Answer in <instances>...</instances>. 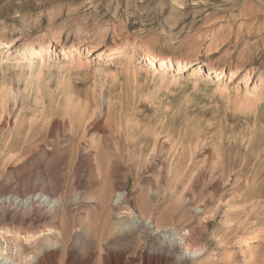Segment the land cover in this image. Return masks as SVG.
<instances>
[{"label": "rangeland", "instance_id": "rangeland-1", "mask_svg": "<svg viewBox=\"0 0 264 264\" xmlns=\"http://www.w3.org/2000/svg\"><path fill=\"white\" fill-rule=\"evenodd\" d=\"M1 97L0 185L27 182L44 138L62 199L37 235L1 209L3 246L58 242L44 264H264V0H0Z\"/></svg>", "mask_w": 264, "mask_h": 264}, {"label": "bare ground", "instance_id": "bare-ground-1", "mask_svg": "<svg viewBox=\"0 0 264 264\" xmlns=\"http://www.w3.org/2000/svg\"><path fill=\"white\" fill-rule=\"evenodd\" d=\"M151 58H149L150 63L155 65V60L157 59L154 55H149ZM29 68V69H28ZM14 73L16 74H27V77L25 78V81L28 82L29 78L32 76H36L37 84L40 83L41 76L39 73L36 74L34 70L32 69V66H18V68H13ZM41 72V71H38ZM14 77V74H13ZM49 83L52 86H59L63 82V76L60 72L52 71L51 75L49 76ZM42 79V78H41ZM42 81V80H41ZM45 82V80L43 81ZM40 85V84H38ZM11 91V88H10ZM10 94H13V91L10 92ZM108 97L106 96V100ZM6 102L7 97H1L0 98V105H1V116H0V127L4 128L6 126ZM108 102V101H107ZM95 114V113H93ZM89 120V116L85 113V111H81L79 113L73 112V116L70 118V125L71 130H80V134L84 131L83 134L87 131V121ZM31 126V125H30ZM29 132L23 134L22 138L23 140L28 142L29 138ZM38 141V140H37ZM43 143L40 144V142H34L30 144V148L32 150H36L41 146V153L39 158L32 162L31 165H29L26 169L25 175L29 173V177L27 178V182H25L23 185H21V179L14 174L15 172H11L12 174L8 176L0 185V210L2 209L5 215L4 217L9 216L7 219L11 221L10 226L13 225L14 227V220L16 222H20L22 226L28 224L29 228L38 229L39 232H34L33 235L42 234V229L46 226V220H50L51 217L55 213L59 211L62 205V199L56 198L55 196V188L49 180V176L45 175L43 172L38 170L40 167V164H42L45 160V154L52 151V148L49 147V145H46L47 140L42 139ZM98 151H96V157L95 161L96 164L98 162ZM22 154V153H21ZM45 163V162H44ZM45 168V167H44ZM36 171L35 174L34 171ZM46 170V168H45ZM49 175V174H48ZM106 199V198H105ZM111 196L109 194V197L106 201H110ZM121 199V196L118 195L116 200L114 201V205H118L119 200ZM65 198L63 197V202H65ZM1 214V213H0ZM48 222V221H47ZM48 224V223H47ZM7 227V226H6ZM48 230V229H47ZM158 231V229H156ZM14 235L13 233H10V230H1L0 231V264H44L43 261L48 259L54 260L56 258L58 247V242L50 243V240H47L48 242L45 244L46 248H36L34 251V255H24V252L22 251L21 247L20 249H16V245H13V247H6L5 244L3 246V238L9 237ZM18 236L15 239L18 240H24L29 241L32 236H27L26 233H21L18 231L16 233ZM11 240V239H10ZM13 241V239H12ZM184 238H179L173 242L174 245L184 249L185 244ZM8 243V242H7ZM186 249V248H185ZM40 252H46L44 260L41 261L39 259V253ZM41 253V255H42ZM19 254V255H18ZM18 255V257H16ZM190 255H188V258ZM45 262V261H44Z\"/></svg>", "mask_w": 264, "mask_h": 264}]
</instances>
